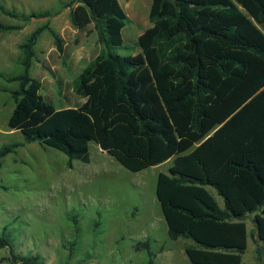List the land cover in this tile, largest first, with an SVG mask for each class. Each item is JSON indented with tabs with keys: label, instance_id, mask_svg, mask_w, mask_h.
Masks as SVG:
<instances>
[{
	"label": "trees",
	"instance_id": "trees-1",
	"mask_svg": "<svg viewBox=\"0 0 264 264\" xmlns=\"http://www.w3.org/2000/svg\"><path fill=\"white\" fill-rule=\"evenodd\" d=\"M74 6L69 5L68 7ZM12 19L49 18L50 11ZM151 27L138 38L139 52L122 56L130 19L119 0H78L72 27L94 25L105 57L82 71L76 94L84 102L57 109L30 75L35 46L48 30L56 49L62 38L48 25L21 45L22 73L11 92L8 128L26 144L39 143L75 162L90 163L96 144L125 169L138 173L173 160L157 178L156 197L170 240L186 239L192 264H242L248 248L245 218L254 222L264 255V0H151ZM0 21V37L21 30ZM19 145L0 150L2 159ZM214 192L223 200L221 208ZM0 237V248L9 247ZM149 250L150 240L135 244ZM13 264H41L12 255ZM148 264H154L149 253Z\"/></svg>",
	"mask_w": 264,
	"mask_h": 264
},
{
	"label": "rangeland",
	"instance_id": "rangeland-1",
	"mask_svg": "<svg viewBox=\"0 0 264 264\" xmlns=\"http://www.w3.org/2000/svg\"><path fill=\"white\" fill-rule=\"evenodd\" d=\"M78 0H0V5L19 14L50 11L49 18L30 22L12 19L0 12V21L21 30L0 37V150L19 145L2 159L0 169V237L9 247L0 248V264H13L12 255L38 257L41 264H192L185 254L190 240L172 241L156 197L159 173H167L173 160L134 173L116 162L96 144L90 145V163L67 167L60 151L39 143L26 144L24 137L8 128L14 102L11 92L18 83L8 78L22 73L21 45L37 28L48 25L64 42V52L55 46L46 30L34 50L30 75L42 83L41 95L57 109L83 103L75 90L90 62L105 57L94 25L78 32L70 12ZM130 19L123 30L122 56L136 54L138 38L151 27V0H119ZM74 6L68 7L69 5ZM213 195L224 208L223 200ZM255 214L245 218L248 248L242 264H264L257 254ZM150 240L149 250L135 244Z\"/></svg>",
	"mask_w": 264,
	"mask_h": 264
},
{
	"label": "crops",
	"instance_id": "crops-1",
	"mask_svg": "<svg viewBox=\"0 0 264 264\" xmlns=\"http://www.w3.org/2000/svg\"><path fill=\"white\" fill-rule=\"evenodd\" d=\"M83 102H84V100H83ZM216 198V197H215ZM218 201V200H217ZM218 203H219V201H218ZM219 205H220V203H219ZM221 206V205H220ZM222 208V207H221Z\"/></svg>",
	"mask_w": 264,
	"mask_h": 264
}]
</instances>
